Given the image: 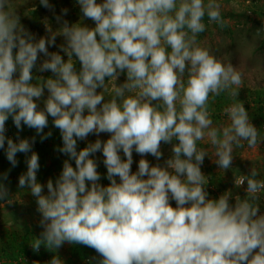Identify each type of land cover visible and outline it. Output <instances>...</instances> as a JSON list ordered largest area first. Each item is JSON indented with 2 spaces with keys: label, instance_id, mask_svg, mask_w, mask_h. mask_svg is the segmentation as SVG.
Segmentation results:
<instances>
[{
  "label": "clouds",
  "instance_id": "1",
  "mask_svg": "<svg viewBox=\"0 0 264 264\" xmlns=\"http://www.w3.org/2000/svg\"><path fill=\"white\" fill-rule=\"evenodd\" d=\"M39 3L55 12L49 0ZM76 4L79 20L63 19L68 13L63 8L55 16L59 28L53 30L45 19L48 35L37 39L10 0H0V149L7 140L6 157L13 167L17 153L31 152L18 187L36 198L41 216L42 231L30 243L33 251L42 245L56 251L68 243L94 249L98 264H264L260 172L252 167L249 174L235 176L237 188L247 186L244 198L236 195L232 204L231 190L209 196V179L201 171L208 156L224 173L232 166L234 149L244 142L256 148L264 141L245 106L235 102L242 73L197 39L207 31L205 15L221 29L230 25L222 16L224 6L217 0ZM58 36L64 43L50 52ZM40 54L45 59L37 68ZM34 68L53 76L34 78ZM121 75L125 79L117 83ZM45 90L41 109L37 101ZM223 93L234 102L223 109L228 125L217 128L209 106ZM9 116L18 131L22 125L35 129L42 141L52 135L44 132L49 116L60 131L57 150L69 159L59 177L47 181V194L37 181L35 137L7 138ZM101 133L110 136L77 151V140ZM162 144H171L170 158L163 166L150 164L144 157L161 160ZM101 151L107 185L100 183L92 158ZM133 151L141 156L135 172ZM7 179L8 173L0 174V201L11 205L15 200L3 183ZM48 264H61V259L54 255Z\"/></svg>",
  "mask_w": 264,
  "mask_h": 264
},
{
  "label": "rangeland",
  "instance_id": "2",
  "mask_svg": "<svg viewBox=\"0 0 264 264\" xmlns=\"http://www.w3.org/2000/svg\"><path fill=\"white\" fill-rule=\"evenodd\" d=\"M49 2L53 5L55 12L40 6L39 0H29V2H26V0H10V5L16 9L17 13L20 15L21 24L39 39L41 36L48 35L45 29V19H47L53 30L59 28L60 25L57 23L55 16L61 14V9H68V13L63 19H67L70 23L76 22L82 16L80 7L74 6L72 3L67 2L64 6H57L54 0H49ZM217 2L224 6L221 12L226 16V20L231 21L230 25L234 27L235 32L233 38L219 31L213 24H209V29L212 30V37L205 39L200 45L209 49L217 59L223 61L225 64L230 62L236 67V70L242 73L243 84H247L252 88H264V19L260 22V19H257L252 12L258 5L264 6V0H258L256 4L253 0H217ZM32 12H35V14ZM33 15L36 17H33ZM84 23L89 25L93 24L90 20H86ZM56 43H59V45L64 43L63 37L58 36ZM43 59H45V57L43 54H40L37 61V68ZM37 68L33 69L34 78L36 76H44L46 72H38ZM51 76H53V74H51ZM124 79L125 75H121L117 83H122ZM47 95V90H45L44 97H42L40 101H37L39 108L43 109V100ZM109 98L110 94L105 92V99L107 100ZM109 136V133H101L99 136L90 134L86 140L81 141L86 142V144L95 142L96 139L106 141ZM173 143L176 142L173 141ZM260 145L264 144L260 143L256 148H249L246 146L239 155V151L234 149L232 166L228 170H225L224 173L222 170L218 169V166L210 157H205L204 163L201 166V171L209 179L206 190L211 198H218L228 190H231L233 193V199L230 200V203H235L234 197L236 195L244 198L246 193L241 187L237 188L234 185V179L235 176L247 175L252 167L259 168V164H263L264 159H259L264 155V151L261 150ZM200 146L204 147L205 145L201 143ZM161 148L163 152V158L161 160L157 161L155 157L151 155H147L144 158L147 159L150 164H160L163 166L164 161L171 156V144H162ZM120 155L122 159H125L122 151ZM94 156L97 160H103L102 151L95 153ZM139 159H141V156L133 151V172L137 171ZM117 180H119L118 177ZM28 198L27 194L24 193L13 195L12 199L15 200L14 202L19 203L17 207L19 210L18 217H20L19 219L21 220L26 219L30 226L33 224L40 225L39 221L41 216L37 211L36 200L32 202L29 201ZM5 203V201H0V224H4L3 226L7 224L6 228L10 230L12 229V222H14L11 213L13 206L6 207ZM170 203L175 206V201H170ZM257 203L260 204L261 212L264 213V190L261 191L260 199ZM1 225L0 233L6 230V228L3 226L1 227Z\"/></svg>",
  "mask_w": 264,
  "mask_h": 264
},
{
  "label": "trees",
  "instance_id": "3",
  "mask_svg": "<svg viewBox=\"0 0 264 264\" xmlns=\"http://www.w3.org/2000/svg\"><path fill=\"white\" fill-rule=\"evenodd\" d=\"M57 6H64L67 2L72 3L74 6H79L76 4V0H54ZM256 4L258 0H253ZM207 4L208 0H204ZM79 9V8H77ZM253 14L257 19H264V6H257L252 10ZM35 14V12H32ZM232 15V13H231ZM224 19L225 15L222 13ZM33 17H36L33 15ZM33 21V20H32ZM259 21V20H258ZM204 23L207 25V31L198 36L199 44L207 38L212 37V30L209 29V23L207 15L204 17ZM213 25L219 30L224 32L233 38L234 27L229 25L224 29H221L218 25ZM263 44V43H262ZM59 43H56L55 46L50 45V52L59 51ZM65 59L66 55L60 53ZM75 59V57H74ZM79 61H76V68L79 70ZM51 72H46L44 77L51 76ZM234 102L233 98L228 96L226 93L221 94L219 97L215 98V103H210L209 111L211 112V119L213 120V127L219 128L221 125L227 126L229 121L225 114H223V109L230 106ZM235 102L242 103L248 114L249 120L256 126L260 136L264 137V88H252L247 84H243V87L239 90L238 98ZM48 127L44 129V132L47 133L51 131L52 135L41 140L40 136L36 133L35 129L28 128L23 126L22 131H18L15 127L11 116H9L6 121V137L12 138L14 142H18L19 139H28L29 141L35 137V143L32 145V151L37 153L39 157L40 168L37 172V181L44 185V193L47 194V181L52 179L53 182L56 178L59 177L62 168L63 162L69 157L65 154L60 153L57 149L62 147V138L59 129L53 126V118L48 117ZM175 141V140H174ZM178 143V141H175ZM261 143L264 144V141ZM87 144L84 141L77 140V151L86 147ZM247 146V143L244 142L243 148H236L238 155L244 150ZM6 147L7 140L5 141V148L0 149V174L8 173V179L4 180L3 183L9 190V196L13 198L14 194L24 193L29 197V201L34 202L35 197L31 195L30 191L25 189H20L18 187L19 176L22 173L27 171L26 158L31 155V152L28 154L17 153L18 164L16 167H13L6 157ZM261 150L264 151V145H260ZM93 159L97 161V170L101 174L100 183L107 185L109 183L106 178V167L103 164V160H97L93 154ZM264 159V155L259 158ZM69 162L75 167V161L69 160ZM257 170L260 172L258 179H264V162L262 165L259 164ZM248 171L247 174H249ZM31 202V203H32ZM6 207L13 206L12 216L14 222H12V229L8 230L6 225L0 224L1 227H5L6 230L1 231L0 233V264H48L50 259L55 255L59 256L61 259V264H98L101 259L100 256L95 252L94 249L80 245V244H68L65 243L61 248L56 251H51L46 249L43 245L41 246L39 252H34L30 243L39 237L42 228L39 224H33L30 226L26 219H19V203L13 202V204L8 205L5 203ZM20 207V206H19ZM7 209V208H6Z\"/></svg>",
  "mask_w": 264,
  "mask_h": 264
},
{
  "label": "built area",
  "instance_id": "4",
  "mask_svg": "<svg viewBox=\"0 0 264 264\" xmlns=\"http://www.w3.org/2000/svg\"><path fill=\"white\" fill-rule=\"evenodd\" d=\"M246 182H245V185L244 186H242L241 188L244 190V192H245V189H246ZM246 193V192H245Z\"/></svg>",
  "mask_w": 264,
  "mask_h": 264
}]
</instances>
